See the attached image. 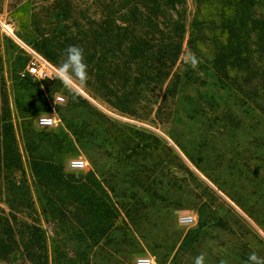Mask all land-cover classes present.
<instances>
[{
  "label": "rangeland",
  "instance_id": "1",
  "mask_svg": "<svg viewBox=\"0 0 264 264\" xmlns=\"http://www.w3.org/2000/svg\"><path fill=\"white\" fill-rule=\"evenodd\" d=\"M111 1L117 5L118 0H0V79H4L6 83L10 115L16 126L18 149L25 177L35 200L37 214L34 218H38L40 226L45 230L48 246L53 250L54 245L64 247L74 264H119L121 261L122 264H134L139 257L151 258L155 264H196L199 257H203L202 264H252L249 258L253 254L262 261L264 114L257 110L260 100L253 94L252 88L245 87L243 94L233 88L226 89V85L217 81L208 64L213 53L209 39L212 32L204 33L205 42L198 40L193 48L189 47L187 39L190 38V23L196 16L198 0H185L184 5L177 8L186 32L182 54L172 71L174 75L180 77L175 94L166 93L164 87L148 85L140 94L132 97L137 103L129 105V113H124L114 105L115 98L110 93L114 92L119 97L120 93L124 92L123 85L132 84V76L128 74L125 76L121 66L120 72L114 73L117 77L112 78L110 72L115 65H109L108 71L105 63L101 65L105 80L111 87L110 92L103 91L101 96L95 95L84 84L72 81L82 91L79 95L112 124L133 127L154 136L180 159V163L173 160L168 164L164 155H157L155 160H151L149 154L153 153L147 149L140 157H134L137 164L144 163L145 174L148 176L146 184L152 181L158 184L153 187L163 200L153 203L145 200L144 206L137 214L140 219L135 222L136 226H133L131 221V218L135 217L134 213L128 218L124 215V210H129L130 214L133 208L118 209L120 219L116 224L133 233L132 235L127 233L124 239L125 246L121 249V252L128 255L121 260L119 253H114L108 260H104L99 250L94 249V253L86 262L84 260L78 262L74 257L77 246L75 237L68 233L67 228L66 231L61 228L56 221L46 219L39 210L36 200L38 188L29 170V160L14 104L13 60L21 56V64L24 63L26 54L23 45H27L58 70V65L64 59L65 50L74 45L83 49L87 64L92 50L88 41L84 44L86 37H80L83 36L82 32L85 34V31L90 29L92 20L96 23L102 22L105 16L102 5H111ZM145 2L146 0H135L133 3L143 12ZM112 17L115 20L117 13H113ZM208 18L213 22L217 19L213 11ZM161 23L160 30L164 27ZM147 30V23L142 24L141 32ZM165 32L167 34L166 29ZM43 36L53 39L55 46L50 48V52L57 63L47 59L38 50L37 41ZM162 36L163 34L158 33L156 38L161 41ZM68 38L78 41L66 43ZM60 45H63V50ZM20 73L21 70H18V76ZM45 82H38L42 98L47 105L44 113L54 116L57 124L52 127H38L35 119L41 112H35L31 117L32 130L37 135L66 133L60 108L65 106L68 96L62 90L49 91ZM61 88L65 90L68 87L62 85ZM57 95L64 99L61 104L55 103ZM85 143L75 142L74 152L64 161V177L85 178L88 172L93 171L94 166L88 155L90 150L96 154L97 162L104 165L103 173L116 174L113 182L116 184L118 195L124 188L131 191L130 186L120 184L122 179L120 177L127 170L122 151L118 148L110 149L104 137L89 141V145ZM144 155L146 159L141 160ZM71 159L86 161L87 171L82 174L69 173L67 163ZM153 164L158 167L150 174L148 167ZM183 168L193 172L199 182H180L186 174ZM168 178H174V183H168ZM133 191L139 193L142 198L147 196L140 189ZM5 202L4 186L0 181V207L8 211ZM202 204L205 205L203 215L208 221L205 218V227L196 233ZM180 215H189L195 220L191 224L181 225L178 222ZM187 232H191V236L196 234L197 237H194L191 244L180 247ZM115 235V241L118 240L119 243L123 241L120 230H117ZM112 241L107 243L115 246ZM171 249V257L176 254L172 262L171 257H166ZM12 264L29 263L19 260Z\"/></svg>",
  "mask_w": 264,
  "mask_h": 264
},
{
  "label": "trees",
  "instance_id": "2",
  "mask_svg": "<svg viewBox=\"0 0 264 264\" xmlns=\"http://www.w3.org/2000/svg\"><path fill=\"white\" fill-rule=\"evenodd\" d=\"M134 1L118 0L117 5L113 1L111 5H102L105 15L102 22L92 20L90 29L85 34L82 32L83 36L80 37H86L84 44L88 41L92 50L87 60L88 79L84 85L95 95L101 96L103 91L110 92L111 89L102 73L101 65L104 63L107 71L110 70L109 65H115L110 72L112 78L117 77L114 73L120 72V66L125 76H132V84L123 85L124 92L119 97L110 92L115 98L114 105L124 113H129V105L137 103L132 97L140 94L148 85L164 87L166 93L172 95L176 93L180 77L172 71L182 54L186 32L177 9L184 5L185 0H146L143 12L139 11ZM212 11L217 18L215 22L208 18ZM196 12L190 23V38L187 39L189 47L193 48L198 40L205 42L204 33L212 32L209 39L213 53L208 64L217 81L226 85V89L233 88L243 94L245 87L252 88L253 94L260 100L257 110L264 114V0H198ZM113 13H117L115 20L112 19ZM160 22L164 25L162 30L159 29ZM144 23H147V32H141ZM158 33L163 34L161 41L156 38ZM76 41L78 39H66V43ZM54 46L51 38L43 36L37 41L38 50L52 62H56L50 52ZM60 47L63 50V45ZM21 59V56H17L12 64L14 104L29 170L38 188L36 200L39 210L46 219L56 221L75 237L77 246L74 257L78 262H86L94 249L99 250L104 260H108L114 253H119L121 260L124 259L128 255L121 252L126 243L124 239L127 233H133L116 224L120 219L118 209L133 208L130 214L129 210H124V215L128 218L134 213L135 217L131 221L136 226L135 222L140 219L137 214L145 200L150 203L163 200L153 187L158 184L154 181L146 184L148 176L145 174L144 163L137 164L134 157H140L147 149L153 153L149 154L151 160H155L157 155H164L168 164L173 160L180 163V159L154 136L133 127L112 124L77 92L70 88L63 90L61 87L64 84L57 79L45 80V84L49 91L62 90L68 96L65 106L60 108L66 133L34 134L31 117L35 112H45L47 105L42 98L39 81L30 76H18V70L23 71L28 62L26 55L22 64ZM10 114L6 83L0 79V181L4 186L5 205L8 209L6 211L0 207V262L12 264L20 260L29 264H74L64 247L54 245L53 250L48 246L45 230L40 226L38 218H34L37 214L35 200L25 177L16 126ZM101 137H104L110 149L118 148L124 154L127 170L120 177V184L130 186L131 191L124 188L118 195L113 182L116 174L103 173L104 165L97 162L96 154L90 150L88 155L94 166L93 171L88 172L85 178L64 177V161L74 152L75 142L84 144L87 141L85 144L89 145V141ZM145 159L144 155L141 160ZM189 160L193 163L191 158ZM157 167L155 164L148 167L150 174ZM183 169L186 174L180 182H199L193 172ZM124 176H127V180ZM168 183L173 184L174 178H168ZM136 189L147 196L142 198L133 191ZM226 196L232 198L229 194ZM204 207L202 204L196 233L205 227V218L208 221L203 215ZM117 230L123 236L120 243L115 241ZM194 237L197 235L191 236V232H187L180 247L191 244ZM108 241H112L115 246H110ZM171 251H168L166 257H171ZM175 255L171 257V262L176 258Z\"/></svg>",
  "mask_w": 264,
  "mask_h": 264
},
{
  "label": "built area",
  "instance_id": "3",
  "mask_svg": "<svg viewBox=\"0 0 264 264\" xmlns=\"http://www.w3.org/2000/svg\"><path fill=\"white\" fill-rule=\"evenodd\" d=\"M23 50L28 57V62L23 71L19 74L21 78L30 76L37 81L45 80H60L58 78V70L46 59L32 50L29 46L23 45ZM61 81V80H60ZM78 94H82V91L79 90L72 82L71 87ZM55 103L61 104L64 99L62 96L57 95L55 97ZM51 117V116H50ZM57 124V119L53 116L52 122L49 125H40L36 121V125L41 128L52 127ZM88 163L82 159H71L67 163V171L72 174H82L87 171ZM195 219L189 215H180L178 216V222L181 225L191 224ZM134 264H155L151 258L148 257H139L134 261Z\"/></svg>",
  "mask_w": 264,
  "mask_h": 264
},
{
  "label": "clouds",
  "instance_id": "4",
  "mask_svg": "<svg viewBox=\"0 0 264 264\" xmlns=\"http://www.w3.org/2000/svg\"><path fill=\"white\" fill-rule=\"evenodd\" d=\"M194 63V61H193ZM58 78L61 82L68 88L71 87V82L76 81L78 83L84 84L88 79V67L84 59V51L78 46H69L64 53V59L58 65ZM52 117L47 113L39 115L37 119L38 124L40 125H49L52 122ZM252 264H264V261H261L255 254L250 258ZM203 257H199L196 261V264H202Z\"/></svg>",
  "mask_w": 264,
  "mask_h": 264
}]
</instances>
